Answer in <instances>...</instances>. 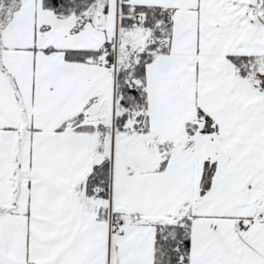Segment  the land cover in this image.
<instances>
[{"label":"snow or ice","instance_id":"snow-or-ice-1","mask_svg":"<svg viewBox=\"0 0 264 264\" xmlns=\"http://www.w3.org/2000/svg\"><path fill=\"white\" fill-rule=\"evenodd\" d=\"M0 264H264V0H0Z\"/></svg>","mask_w":264,"mask_h":264}]
</instances>
